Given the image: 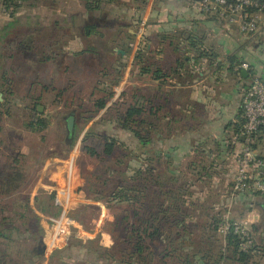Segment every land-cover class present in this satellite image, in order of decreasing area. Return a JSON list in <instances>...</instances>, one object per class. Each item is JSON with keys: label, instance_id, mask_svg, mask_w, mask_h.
I'll return each mask as SVG.
<instances>
[{"label": "rangeland", "instance_id": "obj_1", "mask_svg": "<svg viewBox=\"0 0 264 264\" xmlns=\"http://www.w3.org/2000/svg\"><path fill=\"white\" fill-rule=\"evenodd\" d=\"M93 1L25 0L20 2L17 13L25 14L28 12L35 18L39 14L47 13L51 19L54 18L53 14H55L72 20L73 17L88 14L85 4L92 3ZM113 8L115 11L117 10L116 14L110 16L108 19L103 18V23H101L103 25L97 26L99 32L102 30L105 33H103L102 37L96 38L95 43L103 45L104 51L109 48L107 46H119L122 39L126 40L127 31L135 33L131 39L132 45L140 41L144 44L149 43L151 46L157 43H164L166 45L169 40L161 41L156 36V32L158 31L159 33L160 31V33H165L163 30L173 27V23L190 20L194 15V8H197L195 9L196 11L198 10V6L195 5L194 0H114ZM6 10L9 11L0 4V11L3 13ZM256 17L260 23V28H262L264 14L259 13ZM137 18L140 19L139 22H136V20L133 21ZM219 18H223L218 19L219 22H223L221 26L228 29L225 33L221 32L222 41L225 40L227 33H232L239 40H241L239 36H242V34L245 36L248 35L241 32L238 29L237 23L230 21L228 17L219 16ZM179 30H182V28L179 27ZM30 33L34 35V32L31 31ZM172 34L173 32L169 35ZM257 34H260V30L252 35L254 36L253 38L251 36V45L260 44V37L258 38ZM18 35L16 36V41H25L27 36L26 32L22 31ZM169 35L167 34L166 36ZM83 41L87 43V40L83 39ZM231 42L235 43V38ZM74 44L77 45L78 42L73 40L70 45L74 47ZM205 46L208 47L209 43H206ZM223 47L225 51L229 50L225 45ZM17 51L20 54V58L24 53H30L26 49H18ZM17 51L14 50V54ZM225 51H222V54ZM261 51H264V45L260 48L259 52ZM32 52L35 54L33 50ZM3 53L5 60L8 58L10 52L6 50ZM18 54L17 56H19ZM66 54L67 52L65 50L61 53L62 64L59 67L61 69V83L54 90L47 89L37 104V108L40 107L41 109L39 111L40 116L44 119L43 122L46 126L41 131L29 130L26 124L30 121V116L32 115L28 111L22 113L20 117L14 115V118L10 120L13 123L11 126L14 129H9L8 135L10 138L16 140L20 137L21 131H23L24 141L28 145V149L27 147L25 148L28 154L24 161L27 171L25 182H28V184L25 187V192L19 194V196L25 200L28 197L29 190L31 191L37 183L42 185L41 190L38 189L32 202V206L38 211L36 213L40 222L42 221L44 225L43 228L37 226V220L31 218L30 223L33 224L32 228L36 230V236L41 235L44 238L49 225L47 219L56 217L58 211L60 213V209L57 208L58 206L54 204L53 199L51 200L49 196L53 195V189H60L62 187L63 179L66 178L64 173L66 172V167H68L67 160L70 156L74 157V186L71 191L73 192L71 193L73 201L69 203L68 215L71 217L72 213L71 218L76 227L71 231L72 236L69 243L80 241L86 248L92 249V253H96L99 246L107 249L114 248L116 243L122 241L125 238V234L129 231L128 222L132 221L129 217L131 214L129 205L132 204H119L116 200H111L109 198V192L117 180L122 181V185L130 183L134 169H140L145 165H149L151 145L142 149L138 141L131 134L121 129L118 122L119 119L123 120L122 117H124L125 109L137 100V97H139V89H141L142 93H145V97L141 100L145 110L142 118L145 122L150 123V114L148 112L150 106V102H148L149 82L134 81L133 75L125 82L124 75L119 76L120 72L118 73V68L120 67L118 63L121 61L118 60V56L104 59L105 65H102L101 62L103 60L100 59L95 60V64L91 65L87 63V61L90 62L89 59L85 60L82 58L76 59L77 61L74 65H71L70 61L73 63L74 60ZM260 58L263 59L264 56ZM17 60L19 59L17 58ZM23 60L21 59L20 61ZM30 60H33L32 63H37L35 57H32ZM8 62L10 63L9 60H6V63ZM18 64L17 61L16 65ZM126 68H123V74H125ZM132 69L130 68V71ZM108 71L109 74L107 75L106 73ZM31 76L32 74L30 73V78ZM20 91L25 93L26 88L23 86ZM28 91L27 93H30L32 96L38 94L37 86L33 89L30 88ZM133 96H135L134 99ZM21 100L23 101V99L19 98V101ZM98 101L105 102V107L97 111L95 104ZM23 102L26 103L25 100ZM71 111L75 113L74 123L76 124V135L73 145L69 149V146H65L63 142L66 137L65 118L70 115ZM23 124L24 128H22ZM144 126L149 128L147 124H144ZM103 137L117 139L112 155L108 156L105 154L103 150L105 140ZM150 137L155 138V135L151 133ZM88 148L94 149L95 155L91 156L87 151ZM117 160L120 162H117ZM207 166H209V163H207ZM220 170L218 171L220 172ZM148 176L150 175L148 174ZM194 178L196 176L192 178L191 176H187V179L184 178V181L186 180L189 184ZM198 179L193 185L194 188H192V193H194L193 200L196 204L200 205V207L197 205V209L192 210L193 216L195 217L193 222L198 223L197 229L192 237L196 252H199L200 255L204 252L203 245H200V241L205 237L203 236L204 232L202 228L207 223L205 215L209 214L210 217H213L215 213H224L225 211L222 208L219 209L216 207L210 211L208 208L214 205L220 206L222 203L229 210L226 215L235 219L236 223L244 225L249 229V232L255 238V244L261 246L264 243L262 242L264 230L261 226L264 220L260 201L257 198L253 200L244 199L239 194L231 195L230 187L227 182L223 181L220 174L219 177H216L210 172L209 174H205L203 178ZM227 186V191L223 192L222 189ZM148 187L149 190L145 198L147 203L151 197L150 190L154 193L158 189L156 185H153L151 178L148 181ZM67 191L70 192L68 189ZM232 197L233 201L231 200ZM14 199V195H3L0 193V234L3 232L9 238H11L10 236L25 235L27 232V217H21L20 213L25 216H28L29 213L30 217L36 216V213L32 210V206L29 203L28 211L26 205L21 207L22 202L17 204L18 208ZM126 217L127 219L123 221ZM252 225L259 228L257 232L253 231ZM209 235H213V233ZM217 238H220V233ZM34 239L35 237H30L23 246H17L10 242L11 239H7L6 249H10V257L2 259L0 255V263L26 264L30 260H33V264H95L96 262L87 263L88 258L85 259L84 257L85 252H82L81 257L79 255L81 252L76 249L73 251L79 259L75 261L73 259H67L61 262L58 258L50 259L52 252L49 250H45V255L33 256L34 258H31L29 251L35 243ZM91 242L92 244H90ZM120 248H115V250H120ZM100 252L104 255L103 251H98L97 254H101ZM114 253H116V257L119 256L117 252ZM149 254L147 255L148 259L156 263L158 261L156 254ZM225 264L238 263L227 261ZM250 264H264V257L258 256L252 259Z\"/></svg>", "mask_w": 264, "mask_h": 264}, {"label": "crops", "instance_id": "obj_2", "mask_svg": "<svg viewBox=\"0 0 264 264\" xmlns=\"http://www.w3.org/2000/svg\"><path fill=\"white\" fill-rule=\"evenodd\" d=\"M1 4L5 8V3ZM195 5L198 6V3ZM195 9L197 8H194V15L190 20L173 23V27L166 29L174 32L181 27L182 30L188 29L192 30L194 34L197 33L202 40L194 48L189 42L175 40H172L171 43L168 41L166 45L157 43L154 46L140 41L134 45L131 43L125 45L128 53L119 46H107L109 48L105 51L103 47L99 48L101 52L97 56L91 53L74 56L72 51L67 52L66 55L74 60L73 63L70 61L71 65H74L78 58L89 59L90 62L87 61V63L91 65L95 64V60L100 59L103 60L102 65H105L104 59L118 56V60H121L118 63L121 67L118 68V73L120 72L119 76L124 75L125 82L132 75L134 81L149 82L150 128L151 133L155 135L151 142L152 153L153 150L161 151L170 156L171 160L181 165L183 175H196L203 178L210 172L216 177H219L220 174L223 181L227 182L231 188L236 171L235 156L240 150L242 140L237 139L238 131L242 127L241 122L244 119L241 110L242 98L254 77L253 73L264 79V58H260L264 56V51L259 52L264 45V22L263 27L260 28V34H257L258 38L260 37V44L251 45V36L249 35L242 34L239 36L241 39L239 40L232 33H227L225 40L222 41L221 32L225 33L228 29L221 26L223 22L218 21L219 17L208 16ZM8 10L3 13L0 11V177L15 172L22 178L21 182L15 183L18 189L13 190L11 195L15 196L17 207V204L22 202L21 207L26 205L29 211L28 203L32 206L34 196L38 189L41 190L42 185L37 183L31 191L29 190L25 200L19 196L25 192V187L28 184L25 182L27 171L24 165L28 154V145L24 141L23 131L16 140L9 137V129H14L10 120L14 118V115L20 117L22 113L29 111V107L35 103L38 104V99L46 91L45 88L54 90L61 83L59 67L62 64V56L57 55L59 49L56 46L59 43L49 36L52 32V34H60V30L52 25V19L47 13L39 14L40 17L37 20L28 12L19 14L17 10L13 11L10 8ZM53 17V19L65 18L55 14ZM212 18L213 20H209ZM15 19L20 20L23 25L19 26L14 23ZM190 21H197L199 24L191 25ZM37 22L40 24H36ZM22 31L26 34L34 32L37 36L35 39L37 43L33 50L35 54L26 49L30 53H24L20 58L17 51L20 50L17 46L20 42L16 41V36ZM133 34L135 35V33ZM158 34L157 31L156 36ZM47 37L53 39L49 42L52 45L48 48L45 47ZM234 38L235 43H232L231 40ZM95 40L93 37L90 38L88 44L93 46ZM208 40L210 42H205ZM206 43H209L207 48L214 51L212 54L210 53V57L200 56V49ZM223 45L229 50L225 51ZM80 47V44H74L76 50L77 48L79 50ZM6 50L10 54L4 60L3 51ZM14 50L17 51L16 54H14ZM222 51L225 53L222 54ZM46 54L52 59L46 60ZM32 57L36 58L37 63H32L33 60H30ZM229 57L233 58L235 63H228ZM21 59L24 60L20 61ZM27 59L28 61H26ZM6 60H9L10 63H6ZM17 61L18 65H16ZM178 63H181L180 67H178ZM243 63L249 64L244 76L241 75V70H236V67ZM231 66L233 69L230 72ZM125 67L127 68L123 74L122 70ZM130 68H133L132 71ZM106 74L108 75L109 71ZM23 86L26 88L25 93L20 91ZM36 86L38 90L36 96L27 93L30 88L33 89ZM138 94L140 97H145V93H142L141 89ZM19 98L25 100L26 103L22 100V102L19 101ZM37 109L41 110L40 107ZM22 128H24V124ZM26 147L27 149H25ZM253 152L257 158L264 161V133L256 136ZM228 186L224 187L222 191L226 192ZM29 195L31 196L29 197ZM231 200L233 201V197ZM31 208L35 213L38 212L33 206ZM20 216L27 217V232L25 235L10 236L11 238L2 232L0 255L3 259L10 257V249H6L7 239H11L10 242L17 246H23L30 237H35V243L29 254L36 253V246L41 239H44L43 237L40 239V235L36 236V230L30 223L33 218V220H37V226L43 228L44 225L42 221L40 222L37 213L36 218L30 217L29 213L28 216L20 213ZM41 255H45L44 250Z\"/></svg>", "mask_w": 264, "mask_h": 264}, {"label": "trees", "instance_id": "obj_3", "mask_svg": "<svg viewBox=\"0 0 264 264\" xmlns=\"http://www.w3.org/2000/svg\"><path fill=\"white\" fill-rule=\"evenodd\" d=\"M256 1L264 4V0ZM19 4L20 3L16 2H6L4 6L7 9L10 8V10L15 11L20 7ZM113 4L114 0H94L92 3L85 4L88 14L73 17L72 20L67 19V17L63 19H52V25L60 30V34H52V32L51 35H49L59 43V45H56L59 49L57 50V55H61L64 50L66 52L72 51V55L74 56H82L87 53L94 54L95 56L100 54L103 45L95 43V41L93 46L88 43L90 42V38L93 37L96 39L102 37L103 33H105L102 30V33L99 32L97 26L103 25L101 24L103 23V18L108 19L110 16L116 14L117 10L115 11L113 8ZM249 12H252V10H249ZM206 15L209 16V14ZM38 17L36 18L37 20ZM135 20L136 22L140 21L138 18L133 21ZM209 20H213V18ZM14 23H17L19 26L23 25L20 23V20L17 19H15ZM189 23H191V25L199 24L197 21H190ZM37 24L40 23L37 22ZM164 32L165 33L159 32L157 35L161 41L169 40L170 43L173 42L172 40L177 42H189L192 44V48L202 40L197 33L194 34L192 30L188 29L177 30L174 32L172 30H164ZM172 32L173 34L169 35ZM167 34L169 36H166ZM126 36V40L122 39L119 47L123 48L126 53H128L125 45L131 43L134 34L131 31H127ZM26 38L25 41H20L19 45H17L18 48L29 49L30 51L34 50L35 43H37L35 40L37 39L36 34L34 33V35H32L31 33H28ZM51 38L47 37L46 46L44 45L45 47L48 48L52 45L49 43L53 40ZM83 39L87 40L86 46ZM73 40H76L78 44L81 45L79 50H76L74 47L72 48V46L70 47ZM210 53L211 51L206 46L201 47L200 56L210 57ZM50 59H52V57L46 54V60ZM228 63L233 64L235 62L233 58L229 57ZM177 65L180 67L181 63H178ZM232 69L233 66L230 67V72ZM255 74L256 73H253V76H255ZM260 79L264 82L263 78L260 77ZM45 90L47 89L45 88ZM134 98L135 96H133V99ZM142 99L143 97H137V100L125 109L124 117H122L123 120L119 119L118 123L121 129L131 134L143 149L148 145H151L152 137H150L151 124L145 122L142 118L145 113L141 102ZM95 105L98 111L105 107V102L98 101ZM29 112L32 116H30V121L27 123L26 127L31 131L43 130L46 124H44V119L40 116V112L37 109V103L29 107ZM144 124L149 125V128L144 126ZM243 124L244 119L241 122V126H243ZM241 129L242 127L240 128V131ZM240 131H238V133H240ZM75 132L76 124L74 123V130L70 144H67L65 141L63 142L65 146H69V149L73 145L74 137L76 135ZM261 133H264V127L257 131L255 138ZM103 138L105 140L103 145L105 154L108 156L112 155L117 139L113 137ZM237 139H239V136ZM252 148H254V143ZM87 151L91 156L95 155L94 149L88 148ZM150 154L149 165H145L140 169H134V174L131 176L130 183L122 185L123 182L117 180L116 184L109 192V198L111 200H116L119 204H132L129 205L131 211L129 217L132 221L128 222L129 231L125 234V238L122 241H118L112 249L99 246L96 253H92V249L86 248L80 241L69 243V239L64 249L56 250L51 253L50 259L58 258L61 262L67 259H73L74 261L78 260L79 257L74 254V249L81 252V254H79L81 257L82 252L84 251L85 259L88 258L86 262L91 263L96 261L95 264H225L227 261L237 262L238 264H250V261L258 256L264 257V243L261 246H256L254 249L243 252L239 249L241 236L234 233L232 228L226 234H221L219 232L220 225L224 223L223 215L225 212L228 213L229 211L224 203L220 206L214 205L213 207L208 208L210 211L215 207L219 209L222 208L225 211L224 213H215L213 217H210L209 214L205 215L207 223L202 227L204 232L203 236L205 237L200 241V245H203L204 252L202 255H200L199 252H196L192 237L197 229L198 223L193 222L195 217L193 216L192 210L197 209L198 204L193 200L194 193H192L193 191L191 188L200 177L195 175L196 178H194L193 181L191 180L188 184L186 180L184 181V178L187 179L188 175H183V172L180 170L181 165L176 164L171 160L170 156L165 155L161 151L157 152L154 150L153 153L151 150ZM117 162L120 161L117 160ZM14 171L18 172L17 170ZM148 174L150 176H148ZM193 176L194 175H192L191 178ZM150 178L153 180V185H156L158 189L155 190L154 193L150 190L151 197L147 203L145 198L147 197L146 193L149 190L148 181ZM180 178L181 180H179ZM21 180L22 178L17 176L15 172L6 176H1V194L11 195L13 190L18 189L16 182L19 183ZM180 181L181 183H179ZM107 182H109V180H107ZM238 194L244 199L253 200L254 198H257L260 201V206L263 210L264 195L259 193ZM49 198L52 200L54 196L50 195ZM198 206L200 207V205ZM57 215H59V211L57 212ZM127 217L124 218L123 221H125ZM74 219L77 221L76 218ZM229 221L231 223H236L235 219L230 217ZM261 226L264 230V221H262ZM252 229L254 232H257L259 228L252 225ZM211 233H213V235H209ZM219 233L220 238H217ZM42 237L43 236L40 235V239ZM262 242H264V234ZM90 244H92V242ZM115 248H120V250L118 249L116 251ZM42 250L39 242L36 246V253H30L31 258H34L33 256L41 255ZM98 251H103L104 255L101 252V254H97ZM114 252H117L119 256L116 257L117 255ZM148 254H156L158 261L155 263L151 259H148ZM33 263V260L26 262V264Z\"/></svg>", "mask_w": 264, "mask_h": 264}, {"label": "built area", "instance_id": "obj_4", "mask_svg": "<svg viewBox=\"0 0 264 264\" xmlns=\"http://www.w3.org/2000/svg\"><path fill=\"white\" fill-rule=\"evenodd\" d=\"M21 0H0L1 3L16 2ZM193 1V0H191ZM198 10L216 17H228L238 25V29L249 36L260 30L257 19L259 13L264 14V4L256 0H195ZM252 10V12H249ZM254 10V11H253ZM249 64L243 63L236 67L237 71L248 70ZM244 124L239 133L241 147L235 156L236 171L230 188V194L259 193L264 195V161L254 155L252 145L257 131L264 127V82L258 76H254L248 86L241 103ZM68 167L64 173L63 185L60 189H53V201L60 209L59 215L48 218V227L44 237L45 250L51 252L66 247L72 236L74 221L68 215L69 203L73 201L71 192L73 188L74 157L70 156ZM66 161V162H67ZM70 190V192L67 191ZM72 199V200H71ZM223 215L224 223L220 225L219 232L226 234L231 228L234 233L241 236L239 249L247 252L254 249L255 238L244 225L231 223L229 216ZM78 228V227H77Z\"/></svg>", "mask_w": 264, "mask_h": 264}, {"label": "water", "instance_id": "obj_5", "mask_svg": "<svg viewBox=\"0 0 264 264\" xmlns=\"http://www.w3.org/2000/svg\"><path fill=\"white\" fill-rule=\"evenodd\" d=\"M133 33V32H132ZM246 74L245 70H241V75L244 76ZM74 111H71L70 115L65 118V131H66V137H65V142L67 144H70L71 139H72V134L74 130ZM263 220H264V206H263ZM40 245L42 249L45 251V244L44 241L41 239Z\"/></svg>", "mask_w": 264, "mask_h": 264}]
</instances>
